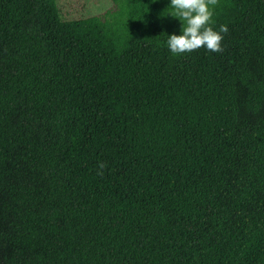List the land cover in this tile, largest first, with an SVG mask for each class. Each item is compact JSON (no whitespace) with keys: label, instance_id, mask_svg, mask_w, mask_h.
<instances>
[{"label":"trees","instance_id":"trees-1","mask_svg":"<svg viewBox=\"0 0 264 264\" xmlns=\"http://www.w3.org/2000/svg\"><path fill=\"white\" fill-rule=\"evenodd\" d=\"M112 2L0 0V264H264V0Z\"/></svg>","mask_w":264,"mask_h":264},{"label":"clouds","instance_id":"clouds-1","mask_svg":"<svg viewBox=\"0 0 264 264\" xmlns=\"http://www.w3.org/2000/svg\"><path fill=\"white\" fill-rule=\"evenodd\" d=\"M216 5L217 0H169L160 17L170 16L181 25L180 34L165 33V45L171 55L181 56L201 48L212 53L223 51L224 35L229 29L227 25L215 27Z\"/></svg>","mask_w":264,"mask_h":264},{"label":"rangeland","instance_id":"rangeland-1","mask_svg":"<svg viewBox=\"0 0 264 264\" xmlns=\"http://www.w3.org/2000/svg\"><path fill=\"white\" fill-rule=\"evenodd\" d=\"M66 19H77L105 13L113 7L112 0H57Z\"/></svg>","mask_w":264,"mask_h":264}]
</instances>
